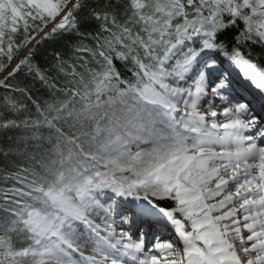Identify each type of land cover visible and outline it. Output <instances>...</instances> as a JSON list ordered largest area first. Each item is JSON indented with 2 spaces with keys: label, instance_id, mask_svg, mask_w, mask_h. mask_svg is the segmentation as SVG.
Segmentation results:
<instances>
[{
  "label": "snow or ice",
  "instance_id": "obj_1",
  "mask_svg": "<svg viewBox=\"0 0 264 264\" xmlns=\"http://www.w3.org/2000/svg\"><path fill=\"white\" fill-rule=\"evenodd\" d=\"M84 7L0 0V85L27 66L52 93L0 98L25 161L0 168V264H264V0H116L94 34ZM66 33L95 43L55 54L57 87L30 59Z\"/></svg>",
  "mask_w": 264,
  "mask_h": 264
},
{
  "label": "trees",
  "instance_id": "obj_2",
  "mask_svg": "<svg viewBox=\"0 0 264 264\" xmlns=\"http://www.w3.org/2000/svg\"><path fill=\"white\" fill-rule=\"evenodd\" d=\"M109 2L115 4L116 0H83L85 7L80 13L82 20L80 29L81 32L94 34L98 31L97 22L89 18V9L91 7L104 5ZM80 43L94 46L95 41L92 40L91 37L84 38L77 36L74 33H66L63 35H58L52 39L44 40L33 49L30 62L46 70L49 76L52 78V83L57 84V87H62L64 86L68 78L54 69V56L56 53H59L63 60L66 61L67 65H72L74 63L79 64V62L76 60L73 48L75 45H78ZM116 63L117 67L123 74L127 76L131 75V73H129L124 67V65L120 64L118 61ZM90 66L95 67V65ZM68 70L70 71V69ZM77 70L81 71L82 69L78 67ZM1 75L2 74H0V76ZM6 84L8 85L7 87L5 85H0V98L5 95L13 94L11 91L12 86L31 88L33 99H35L37 96H39L42 100L52 98V93L50 90L46 89L38 81H34L32 79L27 66H23L21 71L18 72L14 78H10L6 82ZM56 95L61 98L64 97V94L62 92L56 93ZM11 135H14V133H9L8 136L0 133V168L7 166L10 170H12L15 165H22L25 163L23 157L10 156L6 158L4 156L3 150L10 146L11 140L8 137Z\"/></svg>",
  "mask_w": 264,
  "mask_h": 264
},
{
  "label": "rangeland",
  "instance_id": "obj_3",
  "mask_svg": "<svg viewBox=\"0 0 264 264\" xmlns=\"http://www.w3.org/2000/svg\"><path fill=\"white\" fill-rule=\"evenodd\" d=\"M234 78L236 79L237 83H246V82H243L240 77L236 74H234ZM148 241H151V240H148Z\"/></svg>",
  "mask_w": 264,
  "mask_h": 264
},
{
  "label": "bare ground",
  "instance_id": "obj_4",
  "mask_svg": "<svg viewBox=\"0 0 264 264\" xmlns=\"http://www.w3.org/2000/svg\"><path fill=\"white\" fill-rule=\"evenodd\" d=\"M249 99L252 100L251 98H249ZM243 234L246 236L247 235V232H244ZM150 236H151V231H149V237H148V239L150 238Z\"/></svg>",
  "mask_w": 264,
  "mask_h": 264
},
{
  "label": "water",
  "instance_id": "obj_5",
  "mask_svg": "<svg viewBox=\"0 0 264 264\" xmlns=\"http://www.w3.org/2000/svg\"><path fill=\"white\" fill-rule=\"evenodd\" d=\"M26 51H27V50H25V51L23 52V54H25Z\"/></svg>",
  "mask_w": 264,
  "mask_h": 264
}]
</instances>
